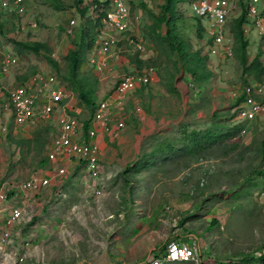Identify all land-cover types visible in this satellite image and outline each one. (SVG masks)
<instances>
[{"label":"rangeland","instance_id":"1","mask_svg":"<svg viewBox=\"0 0 264 264\" xmlns=\"http://www.w3.org/2000/svg\"><path fill=\"white\" fill-rule=\"evenodd\" d=\"M104 1L97 0L92 13L98 10L102 13ZM136 1L130 0V6ZM149 1L153 0H144L147 5ZM63 2L72 9L65 13L54 12L47 5L44 6L41 0H23L28 8L22 20L23 29H17L18 39L16 28L7 38L1 39L0 55L5 51L16 54L9 37L19 42H45L53 50L58 49L57 61L60 64V74H63L66 60L59 62V59H62L65 48H58L59 42L63 40L62 24L70 14L79 17L83 8L89 11L94 0H82L79 6H76V0ZM180 4L185 8H180ZM189 4L186 7L179 0L173 2L174 14L170 25H183L181 31L191 44L189 52L198 51L199 59L204 63V68L198 70V75L203 74V92L199 98L202 104L198 114L203 118L210 117L213 112L230 116L235 112L232 94L241 86L242 67L237 55L220 62L208 56L207 48L203 47L207 35L193 23L189 16ZM262 5L264 1L258 0V7ZM135 10L142 8L135 6ZM2 12L0 11V15ZM238 13V6L234 2L226 25L232 27L231 18H237ZM32 18L37 23L35 28L27 25ZM85 19L89 24L90 17ZM144 19L150 22L149 15L144 16ZM74 20L79 25L84 22L81 18ZM244 28L249 29L248 26ZM92 31L91 28L90 32ZM162 32L165 34L167 31L162 28ZM174 35H178V32ZM244 38L249 42L247 65L259 56V62L264 67V48L262 47L261 52L262 42L258 33L248 30V35H244ZM66 41L69 45L66 50L68 54L79 37L75 41L70 38ZM145 45L144 54L149 51L157 54L145 67L159 68L161 64L171 66L170 62L164 60L158 45L149 38ZM121 46L124 51L128 49L126 56H131L133 61L137 60L140 53L131 52L125 45ZM199 64L201 66L202 62ZM33 67L36 71L54 73L60 78V74L45 58L28 55L19 59L3 85L14 86L20 81L19 77H28L29 70ZM250 80L254 82L253 79ZM195 89L196 87L193 90ZM158 101L162 103L163 98ZM157 116L160 119L165 114L157 111ZM193 127L201 128L202 123ZM242 129L245 130L241 135L230 140L240 141V146L226 157L190 160L187 168H184V163L180 160L175 163L167 161L163 165L160 163L137 175L128 186L129 189L123 186L118 177H114L106 183H101V179L83 180L81 186L73 185L70 181V187L62 192L59 188H56L57 191L48 188L40 195L30 194L22 220L15 228L10 229L11 238L0 245V264H146L150 256H163L167 244L180 236L198 242L204 264H264V260H252V257L264 255V178L263 184L247 195L234 197V193L244 186V180L252 174V170L264 169V160L260 155V143L264 138V117L252 123L243 122ZM161 131V137L174 138L179 129L178 126H165ZM153 135L144 139L143 153H147L155 142ZM19 148L23 149V154L26 152L23 165L18 166L14 174V171H9L7 175L10 174V177L5 176L6 180L24 181L38 171L37 166L43 156L38 157L35 150L26 143ZM70 175L68 173L62 179L66 180ZM14 196L16 195L12 193L3 204L5 209H2V213L7 214L9 208L15 205L17 198ZM191 215H196L193 222L188 221Z\"/></svg>","mask_w":264,"mask_h":264},{"label":"crops","instance_id":"2","mask_svg":"<svg viewBox=\"0 0 264 264\" xmlns=\"http://www.w3.org/2000/svg\"><path fill=\"white\" fill-rule=\"evenodd\" d=\"M160 4V0L149 1L150 6L147 5L146 8L154 13H158ZM140 7L144 8L145 6L142 5ZM143 23L144 25H148L149 21L145 19ZM162 28L164 27L161 24V29L158 30L161 35H163ZM165 30H169V27H166ZM143 34L144 31H138L135 35L140 39V35ZM146 34L148 35H144L143 37L145 42L148 39V36L151 41L156 39L155 36L152 37L150 35L151 33L148 32ZM63 37V40L58 44V48H65V50L63 51L62 59H59V62L61 60L65 62V57L68 55L66 53V50L69 48L68 42L66 41L67 37L65 35H63ZM154 44L158 45L156 42ZM49 48L51 49L49 55L51 56L55 53L57 56L58 49L56 48L53 50L50 46ZM121 48L122 46L118 45L115 48L113 47L108 53L97 57L96 60L103 61L104 59L105 61V67L102 71H97L95 65L89 64L88 61L92 57V54H87L86 58L85 54L83 55L84 60L81 61L82 67L79 68L80 71L77 75V78L83 80L81 86H79L81 89H85L82 94H80L79 90L75 91L72 87V83L70 84V81H66L63 78V74L66 75L67 69L65 65L64 73L59 75L60 78L58 80L59 86L65 90V93L68 94L69 97L59 104L55 113L51 116L48 122L44 123V125H40L34 129H32L33 127L25 126L15 127L11 117V111H3V108L6 105L5 99H0V130L2 126L6 127L5 132H0V177L2 181L6 180L5 176L10 177V174L7 175L10 173L9 171H14V174L18 166L23 165L22 160H24V154L26 152L23 154V149L21 150L19 147H21V144H28V141L32 139L34 131L41 128L44 129V138L42 139V141H44V148L43 152L39 154L38 157L43 156V158H41L37 166L39 168L36 173L40 177L47 178L50 181L49 186L45 188L44 191L48 188L57 191L59 188L58 190L62 192L63 189H66L69 186L70 181L73 185H83L82 182L83 180L86 181V177H84L85 171L82 164L76 160H70L67 158L60 162H50L47 159V150L49 149L51 141L58 131L62 121L70 117H74L84 124L80 138L85 137L87 127L89 126V120L93 116L94 109L99 101H109V111L111 112V115L117 119L106 124L102 122L94 124L96 136L91 140V143L96 145L99 150L98 167L100 170V176L97 181H100L101 179V183L109 182L114 177H118V179L122 181L121 183L123 186L128 187L133 183L137 175L144 171H149L159 165L160 163H157L154 167L141 169V172H138L134 177L124 175L126 171L131 173L143 157L144 153L142 151V144L144 139L154 133L156 134L152 136L153 138L157 139L158 137H161L159 131L165 126L170 128L178 126L179 129L181 125L186 123L195 124V126H198L200 122L203 124L204 120L207 118H203L202 115L198 114L200 105L202 104L200 103L201 101H199L201 93L203 92L202 81L200 80L199 82L196 79L191 78L192 75L186 70L185 72L184 68H181V63L177 60H175L179 64L177 67H173L172 64L170 67L161 64L159 68H155L156 78L147 86L140 85L135 90L129 91L124 95L116 94L115 89L121 75L139 74L145 70L143 67L147 65V62H149L151 58L157 57V54L153 51H149L147 54H139L137 60L133 61L131 56H126L125 52L128 49H125L126 51H124ZM130 51L134 52L132 49H130ZM164 60L166 59L164 58ZM163 72H165V74H163ZM78 81L80 82V80ZM194 87H196V93L195 90H193ZM159 98H163L162 103L164 107H162V103L158 101ZM135 111H138L137 114H135ZM157 111L165 114V116H162L159 119ZM177 120L178 122L176 123ZM117 121H122L124 123L123 129H118L116 127ZM29 147L31 148L32 145H29ZM150 150L151 147L148 152ZM61 166L65 168V175L71 173L70 177L68 176L66 180L62 179L65 175L58 176L56 173V169ZM130 191H132V189H130ZM10 195H12V193H10L9 196ZM29 197L30 194L25 197L27 204H21V199L16 197L17 200L15 205L22 207L24 205L28 206V202L30 201ZM6 213L7 214L0 212V233L6 229L5 220L8 216V212ZM195 216L196 215H191L188 221L193 222V220L196 219ZM215 221H217V219H215ZM184 238V236H180L174 241L189 245L195 243L200 250L198 242L193 239Z\"/></svg>","mask_w":264,"mask_h":264},{"label":"built area","instance_id":"3","mask_svg":"<svg viewBox=\"0 0 264 264\" xmlns=\"http://www.w3.org/2000/svg\"><path fill=\"white\" fill-rule=\"evenodd\" d=\"M120 5L121 0H113ZM230 0H215L214 2L202 3V8L208 13V16L215 18L218 24H221L224 15L228 10ZM250 14L255 15L256 10L251 7ZM122 8L114 13L107 14L103 22L102 30L97 33L93 43L92 57L89 59L90 65H95L97 71H102L105 67V61L96 60L98 56L108 53L115 47L121 38L117 37L114 32H123L126 30V14L121 13ZM74 21H71L73 24ZM260 32L264 35V29L260 27ZM67 35H72L71 30H67ZM217 40H220L218 38ZM129 45H135L132 38H126ZM140 49L141 46L138 45ZM52 58L58 59L56 54ZM156 78V71L153 67L146 68L143 72L135 75L124 74L119 77L115 93L124 95L129 91H133L138 86H147ZM12 89V88H11ZM4 89L8 92V105L4 106L3 111H11V117L15 127H38L48 122L55 113L59 104L69 96L65 90L59 86V80L55 74L38 72L30 76L27 81L18 84L12 90ZM238 91L232 94V99L236 100L240 95H244V100L237 107L238 117L241 122L252 123L257 119L264 117V87L260 85L238 86ZM2 92V88L0 89ZM110 103L107 100L99 101L94 109L93 116L89 120L85 137L80 138L82 127L84 124L70 117L62 121L51 141V145L47 150V159L50 162H60L63 159L76 160L82 164L85 171L84 177L86 181H97L100 176L98 167V147L91 143L96 136L94 124L102 122L104 124L117 120L109 111ZM118 129L124 128L122 121L116 122ZM244 130V129H243ZM242 130V131H243ZM6 127L2 126L0 132H5ZM242 133V132H241ZM58 176H64L66 171L63 166L56 169ZM50 184L49 179L40 177L37 173L32 175L25 181H2L0 177V212L3 204L7 202L10 193L17 194L16 197L21 199V204H27L25 197L28 194H40ZM19 195V196H18ZM24 198V199H22ZM27 206L14 205L9 208L8 216L5 220L6 229L0 233V245L11 238L10 229L17 226L23 218V211ZM3 209V210H2ZM166 263H190L204 264L199 248L195 243L189 245L177 241H171L167 244L163 256H152L147 260L146 264H166Z\"/></svg>","mask_w":264,"mask_h":264},{"label":"trees","instance_id":"4","mask_svg":"<svg viewBox=\"0 0 264 264\" xmlns=\"http://www.w3.org/2000/svg\"><path fill=\"white\" fill-rule=\"evenodd\" d=\"M43 3H48L51 8L55 11H63L68 8L65 6L63 0H41ZM78 4L82 3V0H76ZM174 0H166L164 6V11H162L161 16H152L153 23L147 29V33L155 36L154 42H156L159 47L161 55L167 58V61L172 62L173 67H177L181 63V68H184V71H188L194 79L200 82L203 78L201 75H198L196 72L197 65L194 58L196 57L195 53H188L187 50L191 46L187 42L186 37L183 35H171L170 31L165 36L161 35L158 32L161 29V24L165 23L169 25L170 19H172L170 10L172 8V3ZM240 5H243L242 2H239ZM86 9L81 11V14L84 16ZM264 15V13H263ZM170 16V18H169ZM245 13L238 19L235 20L232 26V32L236 40L235 54L237 55L240 65L242 67L243 79L241 84L245 85H262L264 86V67L261 62H259V56H257L252 63L247 65L248 57L246 55V48L249 45V42L245 40L242 25L244 24ZM1 29V25H0ZM178 37L180 40H178ZM181 41V42H179ZM167 44V51L164 45ZM74 47L69 51L68 55L65 57L66 60V75L63 74V78L72 83L73 89L79 90L80 94L84 93L85 89H81L82 79L77 78L81 59V50L82 47L73 44ZM17 52H22L23 54H33L36 56H42L45 58L46 62L52 66L56 72L60 74L59 64L51 58L49 55L51 49L49 46L40 41L36 42H21L16 44ZM171 53V54H169ZM178 53L177 61L174 60L175 56L173 54ZM36 68H30L28 75L35 73ZM185 71V72H186ZM253 76V77H251ZM27 75L23 76L21 80H25ZM20 79V78H19ZM86 79V78H85ZM253 81L255 82H251ZM80 80V82L78 81ZM203 80V79H202ZM78 84V85H77ZM85 87V85H84ZM244 100V95H240L234 103L235 112L232 115H220V112H213L208 121L203 122L202 127L204 128H194L195 124H183L179 128V132L174 138L158 137L151 146V150L147 153H144L143 157L140 159L139 164L135 167L131 173L126 171L124 175L134 177L138 172H141V169H148L154 167L157 163L165 164L167 161L178 162L179 160L184 163V168L188 167V162L190 160H200V159H210V158H221L226 157L229 153L234 151L240 146V141L230 142L236 135L242 132L243 122L239 120L237 107H241L240 104ZM264 101V97L262 99ZM200 124V123H199ZM245 130V129H244ZM44 129L38 128L34 131L32 139L28 141L29 145H32V149H35L37 155L43 152L44 148ZM260 155L264 160V138L260 143ZM246 150V149H245ZM244 150V151H245ZM220 152V154H218ZM43 163V162H42ZM144 165V166H138ZM261 167V166H259ZM130 173V174H129ZM264 169L256 168L252 170V174L247 176L244 180V186L240 191L234 193V197L240 198L241 196L247 195L251 190L258 188L263 184ZM259 178V179H258ZM258 179V180H257ZM129 184V183H128ZM214 222H216L214 220ZM264 260V255H261L259 258L252 257V260Z\"/></svg>","mask_w":264,"mask_h":264},{"label":"clouds","instance_id":"5","mask_svg":"<svg viewBox=\"0 0 264 264\" xmlns=\"http://www.w3.org/2000/svg\"><path fill=\"white\" fill-rule=\"evenodd\" d=\"M96 1L97 0H94V3L91 6L92 8L89 7V11L86 10L84 16L81 14V12H80L79 17L76 14H74V15L70 14V16L65 21V23L62 24L63 35H65L67 38H70L72 41H75V39L77 37H79V41L77 42V45L82 47V50H81L82 60H84L83 59L84 54H85V58H86L87 54L93 53L92 47H93L94 40L97 36V33L102 30L103 22L106 19L107 14L114 13L115 11H118L119 8L123 9V11L121 13L124 12V14H126V21H125L126 30L123 32H118V31L114 32V34L117 37L121 38V41L116 46L125 45L126 47L134 50V52L144 54L146 45L144 43L145 41L143 40V37H144V35H146V36L148 35V34H146L147 29L153 23L152 16L158 17V16L162 15V11H164V6L166 4V0H160L161 4H160V9H159V12H160L159 14L154 13L150 9L146 8L147 4L144 2V0H137L136 2H133L131 4V6H130V0H121L119 6L113 0H105L102 4L103 5L102 9H104L102 11V13H99L100 10L92 13V9H94ZM179 1H180V3L185 4L186 7L188 6V3H190L189 8H190L191 13L189 14V16L192 17L191 19L193 20V23L195 24V26L200 28L201 30H203L205 32V34L207 35V39H206L205 45H203V47L207 48L208 56H210L212 58H216L220 62L221 60H226V59L231 58L234 55H236L235 54L236 40H235L234 34L232 32V27H230L229 25H226L227 19L229 17L228 16L229 12H230L234 2L238 6V9H239L238 15L239 16L237 18H235V17L231 18L232 19L231 21L233 22L232 26H233L235 20H238L243 15V13H245L244 24L242 25L243 35H245V36H246V34L248 35V30H251V29L254 32H257L258 37L260 38L259 40L262 42V44L260 46V51L262 52L264 50V49L262 50V47L264 48V35L260 32V27L262 29H264V15H263L264 5H262V7H258V0H230L228 10L224 15V19H223V22L221 24H218V21L215 18L209 17L208 13H206L205 10L202 8V3L210 2V1L214 2L215 0H179ZM239 2H242L243 5H240ZM43 4H44V6L47 5L46 7L51 9L52 11L57 12V11L53 10L48 3L44 2ZM142 5L145 6L144 8H142V10H135V6H142ZM76 6H79V4ZM172 7H173V3H172ZM179 7L185 8L181 4ZM251 7L255 8V10H256L255 15L250 14L249 9ZM71 9L72 8H70V9L67 8L66 10H63L60 13H65ZM84 9L85 8H83L82 10H84ZM0 11H3L2 12L3 15L2 14L0 15V25H1L0 41L2 38H7V36L12 34L14 32L15 28H16L15 34H16V37L18 39L19 35L17 34V29H18V31L23 29L24 24L22 23V20L24 19L25 15L28 12L27 6L24 5L23 0H0ZM170 13H171V16L174 14L172 8L170 10ZM147 15H149V17H150V22L148 25H144V23H143V21L145 20L144 16H147ZM86 17H90L89 24L87 22L88 20L85 19ZM8 18H10V19H8ZM75 18H79V19L81 18L84 22L79 25L74 20ZM169 18H170V16H169ZM71 21H74V23L71 24ZM29 22L30 23H27V25L31 26V28H35L37 26V23L35 21L33 22V18L29 19ZM170 22H171V19H170ZM170 22H169V25H166L165 23L162 24V26L165 29H166V27H169V30H166L167 32L165 34H163V36L168 34V31H170L171 35L175 34L176 32H178V35H180V34L183 35V32L181 31V26H183V25L178 24L175 26H171ZM20 26H22V28H20ZM185 26L187 29L189 28V26H187V25H185ZM245 26H248L249 29L246 30V28H244ZM91 28L93 29L92 32H90ZM138 28H139V32L144 31V34L140 35V39L137 37V35H135L138 32ZM140 28H141V30H140ZM67 30H71L72 35H67ZM191 30H192V26H191ZM197 31H199V30H197ZM183 36L188 38L185 35H183ZM126 38H132L135 42V45L134 44L129 45L126 41ZM148 38H149V36H148ZM200 38H202V37L200 36ZM218 38H220V40H217ZM17 39L14 40L10 37L8 39L10 41V44L12 45V48L16 52V54H14L13 51H10L11 53L5 51L3 54L0 55V89L2 88V92H4V94L0 93V99L2 100L4 98L6 105H8V103H9V101H7L8 96H9L8 92L6 91L7 89H9V90L11 88L13 89L18 84L27 81V79L30 76H32L38 72H43V71L37 70V71H35V73L26 77V79L23 81L21 80L22 77H19L20 81H18L17 84H15L12 87L3 85L4 82H6L5 79L10 74V70L13 67L17 66L19 59L22 56L33 55V54H23L22 52H17L16 44L21 43V42L17 41ZM22 42H26V41H22ZM33 42H36V41H33ZM152 42L155 43L154 40ZM187 42L189 43V39H187ZM234 43H235V47H234ZM138 45L141 46L140 49L138 48ZM164 47L166 48V51H167L168 50L167 44H165ZM190 49H191V46L187 50L188 53H191V52H189ZM263 53H264V51H263ZM177 54L178 53H176V55ZM195 54H196V57L194 58V60H195V63H197L196 64L197 65L196 72L198 73L199 69L204 68V63H203L202 59H199V52L196 51ZM173 55L175 56V53ZM246 55H247V48H246ZM37 57H42V56H37ZM177 57H178V55H177ZM51 58H52V55H51ZM176 58L174 60H176ZM52 59L57 62L56 59H54V58H52ZM165 59L167 60V58H165ZM201 62H202V64L200 66L199 63H201ZM170 64H172V62H170ZM148 67L154 68V66H147L144 69H146ZM155 71H156V69H155ZM44 74H48V73H44ZM52 74H54V73H52ZM199 75H201L203 77L202 73H200ZM241 86H243V85L241 84ZM251 86H254V85L251 84ZM260 86H262V85H260ZM4 89H6V90H4ZM7 94H8V96H7Z\"/></svg>","mask_w":264,"mask_h":264}]
</instances>
